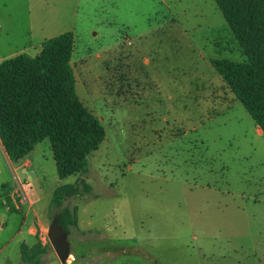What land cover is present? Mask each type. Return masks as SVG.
<instances>
[{"label":"rangeland","instance_id":"1","mask_svg":"<svg viewBox=\"0 0 264 264\" xmlns=\"http://www.w3.org/2000/svg\"><path fill=\"white\" fill-rule=\"evenodd\" d=\"M65 32L105 140L65 179L48 139L11 164L0 152V264H22L29 226L39 264H61L52 192L81 180L91 191L62 203L77 217L66 264H264V136L211 64L246 60L215 2L0 0V62ZM22 185L39 196L28 212Z\"/></svg>","mask_w":264,"mask_h":264},{"label":"trees","instance_id":"2","mask_svg":"<svg viewBox=\"0 0 264 264\" xmlns=\"http://www.w3.org/2000/svg\"><path fill=\"white\" fill-rule=\"evenodd\" d=\"M246 60L211 62L228 90L264 136V0H213ZM74 35L65 32L42 42L40 52L0 62V143L12 163L48 139L59 179L86 172L87 160L105 140L100 120L79 100L71 65ZM52 192L61 227H77L76 208L65 199L87 194L80 181ZM46 247L21 246L22 264H39Z\"/></svg>","mask_w":264,"mask_h":264},{"label":"water","instance_id":"3","mask_svg":"<svg viewBox=\"0 0 264 264\" xmlns=\"http://www.w3.org/2000/svg\"><path fill=\"white\" fill-rule=\"evenodd\" d=\"M67 235L60 225L58 215H55L48 227L47 237L61 264H66L71 255Z\"/></svg>","mask_w":264,"mask_h":264},{"label":"crops","instance_id":"4","mask_svg":"<svg viewBox=\"0 0 264 264\" xmlns=\"http://www.w3.org/2000/svg\"><path fill=\"white\" fill-rule=\"evenodd\" d=\"M231 93V92H230ZM232 94V93H231ZM256 132L259 134V135H262V132L260 130V128L257 126L256 127ZM0 152L3 154L5 160L8 162V164H11V162L8 160L4 150H3V147L0 143ZM24 159V158H23ZM21 189H22V192L23 194L25 195L26 197V202L24 204H22V206H24L26 203L29 204V208L27 209V212L29 209L32 208L33 205H35L36 203H38L39 201V196L38 194L33 191L32 189H30L29 187H27L26 185H22L20 186ZM19 188V187H18ZM15 195V194H14ZM14 197V196H13ZM35 216V214L33 215V217ZM24 224V222L22 223V225ZM22 225H21V228L17 229V231L15 232L14 234V237L16 236H19L22 234ZM2 228H0L1 230ZM26 234H27V237L29 238H33V242H31L28 246L32 247L34 245V241H35V236L37 234V229L35 226H29L26 230ZM24 245H27V244H24ZM21 257V255H20Z\"/></svg>","mask_w":264,"mask_h":264},{"label":"built area","instance_id":"5","mask_svg":"<svg viewBox=\"0 0 264 264\" xmlns=\"http://www.w3.org/2000/svg\"><path fill=\"white\" fill-rule=\"evenodd\" d=\"M17 194H18L19 197L17 198V200H14L16 202V204L17 205L24 204L26 202V197L23 194L21 187L18 188Z\"/></svg>","mask_w":264,"mask_h":264}]
</instances>
